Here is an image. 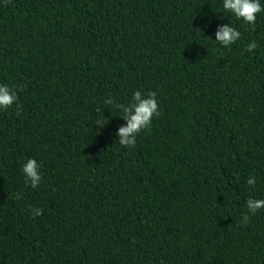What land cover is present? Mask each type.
I'll use <instances>...</instances> for the list:
<instances>
[{
    "label": "trees",
    "instance_id": "16d2710c",
    "mask_svg": "<svg viewBox=\"0 0 264 264\" xmlns=\"http://www.w3.org/2000/svg\"><path fill=\"white\" fill-rule=\"evenodd\" d=\"M221 25L241 38L223 47ZM0 84L23 106L0 109V264H264L246 207L264 199V12L252 30L223 0H0ZM136 91L160 115L122 147L105 100Z\"/></svg>",
    "mask_w": 264,
    "mask_h": 264
},
{
    "label": "clouds",
    "instance_id": "9594fccd",
    "mask_svg": "<svg viewBox=\"0 0 264 264\" xmlns=\"http://www.w3.org/2000/svg\"><path fill=\"white\" fill-rule=\"evenodd\" d=\"M223 8L225 11L235 15L237 19L242 20L245 24L251 25L252 30L255 29L258 14L264 12L260 0H223ZM215 41L227 48L235 44L240 38L241 33L233 26L221 25L215 33ZM258 47L255 41L247 45L246 51L252 52ZM18 94L7 85L0 84V109L7 110L16 105V114L20 115L22 105L18 104ZM105 104L115 105L120 111V117L126 121V124L118 128V143L122 147L132 148L136 145L137 136L152 125L155 117L160 115L157 93L149 91L143 95L140 91L133 94L132 101L128 104L116 103L113 99L108 98ZM109 123L105 117L96 121L97 128H103ZM41 165L35 159H28L23 165L22 172L26 177V184L33 189L37 188L42 180L40 173ZM249 186L256 185L255 176L247 180ZM19 199L20 197L17 196ZM248 212L256 214L258 210L264 209V199H254L249 197L246 202ZM33 218L43 214V210L29 205ZM249 216L243 214L242 222H247Z\"/></svg>",
    "mask_w": 264,
    "mask_h": 264
}]
</instances>
